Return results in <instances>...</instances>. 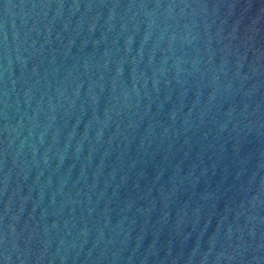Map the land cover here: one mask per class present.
<instances>
[{"label": "water", "instance_id": "1", "mask_svg": "<svg viewBox=\"0 0 264 264\" xmlns=\"http://www.w3.org/2000/svg\"><path fill=\"white\" fill-rule=\"evenodd\" d=\"M0 264H264V0H0Z\"/></svg>", "mask_w": 264, "mask_h": 264}]
</instances>
